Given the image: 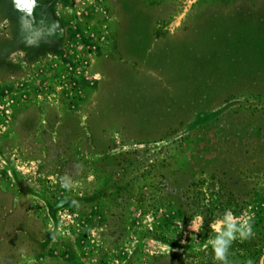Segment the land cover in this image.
Returning a JSON list of instances; mask_svg holds the SVG:
<instances>
[{
  "label": "rangeland",
  "instance_id": "1",
  "mask_svg": "<svg viewBox=\"0 0 264 264\" xmlns=\"http://www.w3.org/2000/svg\"><path fill=\"white\" fill-rule=\"evenodd\" d=\"M218 239L264 264V0H0V264Z\"/></svg>",
  "mask_w": 264,
  "mask_h": 264
},
{
  "label": "clouds",
  "instance_id": "2",
  "mask_svg": "<svg viewBox=\"0 0 264 264\" xmlns=\"http://www.w3.org/2000/svg\"><path fill=\"white\" fill-rule=\"evenodd\" d=\"M229 220H231V217H229ZM217 231H219V228H217ZM247 231L250 232V229H248ZM227 235L229 237L230 242L236 238L235 235L232 234V231H229V233ZM240 235L242 237L246 236L247 232L241 231ZM210 243L212 244V247H213V250L215 253V259L218 261L225 262V264H226V254H227V250H228V246H229L228 242L218 239L215 241H210Z\"/></svg>",
  "mask_w": 264,
  "mask_h": 264
},
{
  "label": "water",
  "instance_id": "3",
  "mask_svg": "<svg viewBox=\"0 0 264 264\" xmlns=\"http://www.w3.org/2000/svg\"><path fill=\"white\" fill-rule=\"evenodd\" d=\"M260 264H262V262H260Z\"/></svg>",
  "mask_w": 264,
  "mask_h": 264
}]
</instances>
